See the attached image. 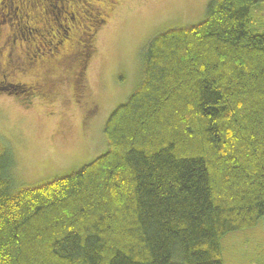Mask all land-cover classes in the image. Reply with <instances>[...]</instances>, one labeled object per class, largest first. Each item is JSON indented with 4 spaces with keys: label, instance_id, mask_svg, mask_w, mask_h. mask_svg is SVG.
Segmentation results:
<instances>
[{
    "label": "trees",
    "instance_id": "1",
    "mask_svg": "<svg viewBox=\"0 0 264 264\" xmlns=\"http://www.w3.org/2000/svg\"><path fill=\"white\" fill-rule=\"evenodd\" d=\"M33 1L19 0L32 32L37 39L51 32L55 44L68 26L54 29L49 12L37 23L31 15L43 1L49 11L50 0ZM257 1L210 0L200 23L149 40L142 79L105 121L106 151L81 169L16 185L10 150L0 143V264H224L222 237L264 215V26L253 25L264 5ZM96 11L70 51L82 49L86 66L104 21ZM81 62L70 64L79 90Z\"/></svg>",
    "mask_w": 264,
    "mask_h": 264
},
{
    "label": "rangeland",
    "instance_id": "2",
    "mask_svg": "<svg viewBox=\"0 0 264 264\" xmlns=\"http://www.w3.org/2000/svg\"><path fill=\"white\" fill-rule=\"evenodd\" d=\"M82 0L87 8L74 30L93 27L92 20L101 11L104 20L95 31L83 86L73 83V69L60 84L55 96L30 97L26 91L0 93V143L10 150L14 161L10 176L16 185H42L52 178L63 177L81 169L106 151L103 133L105 121L117 105L137 88L142 79V51L147 42L168 29L200 23L210 0ZM96 1V2H95ZM33 1L34 6H38ZM95 2L96 6L93 4ZM49 13L53 28L63 33L65 18L72 15L61 0H50ZM264 0L255 6L262 7ZM93 6L90 10L89 7ZM26 9L19 0H0V21L11 19L14 31L23 36H36L27 21ZM262 13V12H261ZM93 15V16H92ZM256 24L264 26V12L254 13ZM8 23V22H7ZM58 26V27H56ZM1 30L8 29L2 24ZM87 27V28H86ZM57 30L52 31L55 34ZM38 33H43L38 30ZM46 51L54 45L51 32L40 36ZM21 42L24 45L26 42ZM38 46H40L38 44ZM90 50V48H88ZM82 49L66 58V65L80 59ZM48 53H46L47 55ZM22 79L23 78H19ZM90 110V111H89ZM224 264H264V215L252 226L231 230L222 237Z\"/></svg>",
    "mask_w": 264,
    "mask_h": 264
},
{
    "label": "flooded vegetation",
    "instance_id": "3",
    "mask_svg": "<svg viewBox=\"0 0 264 264\" xmlns=\"http://www.w3.org/2000/svg\"><path fill=\"white\" fill-rule=\"evenodd\" d=\"M28 1L29 0H27V2ZM61 1L65 3L70 2L72 4V6L67 4V7L71 9L72 15H70L68 19V29L63 33V37L60 41H57L58 43L56 42L49 47L48 51H46L45 47H43V43L40 42L39 38L37 39L36 36H23L14 31L11 19L2 20L1 23L6 24L8 29L1 30L2 27H0V93L13 94L16 93L18 89H21L26 91L32 98L41 96L49 102V99L55 96V90L58 91L60 88L61 85L58 87L59 82L62 84L67 80V73L71 68L75 70L73 66L75 63L69 66L66 65L65 60L71 55L72 52L70 51H73V49L76 46L78 47L81 43L80 36L78 37L77 35L80 29L74 30V27L79 24L81 18H86V15H90V12L87 13L82 6L76 5L74 2L75 0ZM39 3L41 8H45L48 4L46 1ZM88 4L89 3L85 2V5ZM26 5L28 11L30 9L34 10L31 3H27ZM41 8L39 9L40 12H37L36 17L31 15V18L35 19L37 23H39L38 20L41 21L40 17L42 18L43 15L49 17L48 10L45 9L44 11ZM90 8L91 7H89V9ZM96 12L99 15V12ZM96 17L98 16H95V18ZM82 32L86 33L85 31ZM70 33L72 36L68 35ZM57 36L59 35L57 34ZM18 41H25L26 44L24 45L21 42L18 43ZM38 44L40 46H38ZM49 44H51V41H49ZM46 53L48 54L46 55ZM84 54L85 52L81 53L82 56ZM80 59H82V62L80 65H77L79 68L78 71L82 74L83 69L85 70L86 68V58L83 56ZM77 61H79V59H77ZM59 77L61 80L58 82L57 78ZM19 78H23V80Z\"/></svg>",
    "mask_w": 264,
    "mask_h": 264
}]
</instances>
